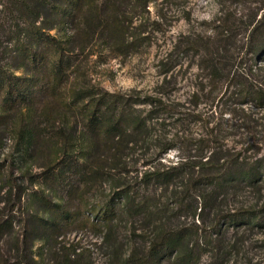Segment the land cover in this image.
Instances as JSON below:
<instances>
[{"label":"trees","instance_id":"obj_1","mask_svg":"<svg viewBox=\"0 0 264 264\" xmlns=\"http://www.w3.org/2000/svg\"><path fill=\"white\" fill-rule=\"evenodd\" d=\"M123 1L0 0V135L10 140L0 162L4 203L31 200L24 240L32 242L72 229L109 240L119 213L135 218L175 208L178 227L160 222L146 245L112 264H201L204 255L212 262L223 257L229 228L253 226L264 215V206L228 205L241 189L264 182V156L248 136L264 129V4L250 17L246 42H231L238 18L223 10L211 20L215 42L173 46L160 60L158 90L141 96L82 79L81 56H126L142 45ZM133 1L145 7L152 0ZM189 55L185 68H196L191 93L183 101L165 98L162 89ZM240 130L247 140L230 146L227 136ZM33 166L41 181L27 191L20 178ZM133 170L136 185L125 179ZM104 182L109 194L90 202ZM149 188L168 192L158 208ZM8 227L11 220L0 221V237ZM69 247L62 264H71L77 248Z\"/></svg>","mask_w":264,"mask_h":264},{"label":"rangeland","instance_id":"obj_2","mask_svg":"<svg viewBox=\"0 0 264 264\" xmlns=\"http://www.w3.org/2000/svg\"><path fill=\"white\" fill-rule=\"evenodd\" d=\"M248 1L243 3L239 0H152L145 7H141V2L125 0L121 4L128 14L127 17L131 19L130 32L144 38L141 39L142 45L137 51L126 56L112 57L105 50L101 53L96 51L86 59L81 56L80 64L85 73L82 79L86 78L87 81L111 92H136L141 96L155 94L164 76L162 72L164 67L160 65V60L178 43L181 46L183 42H192L193 39L200 38L204 39L202 42H215L210 35V24L223 10H228L230 15L236 14V18L239 19H236V23L239 24L234 31L236 37L231 42H246L245 28L250 17L255 8L264 4V0H251L252 3ZM138 5H140L138 8H132ZM184 59L182 68L178 73L176 71L173 73L176 79L162 89L165 98L183 101L191 93L196 68L195 66L185 68L186 63L193 62V56L189 55ZM236 132V135L227 136V142L230 146L238 148L247 137L245 135L239 137L242 130ZM248 136L249 144L257 145L260 148L259 155L264 156V129L253 128ZM9 146L8 137L0 135V162H3L4 154L9 152ZM174 154L170 151L165 158L172 159ZM13 172L18 174L15 170ZM39 172L40 169L33 166L25 173L23 178H20L21 188L27 191L35 188L37 185H31L35 180L41 181ZM138 176L139 174L133 170L125 175V179L136 185ZM258 187L241 189L233 200L229 199L228 205H251L255 208L264 206V182ZM147 193L153 196L152 204L155 203L154 207L158 208L168 192L149 188ZM5 194L6 186L0 187V221L11 220V227H8L0 237V264H29V260H34L30 264H62L64 261L66 263L69 244H74L77 248L74 253H70L71 264H75L73 263L75 260L82 264H112L113 258L117 257V260L121 261L131 249H141L146 245L152 238L154 227L160 222L176 228L183 221L182 217L178 216V210L171 207L169 208L173 210L171 214H169L171 210L165 212L158 209L160 213L149 212L146 216L135 218L130 217L127 212H122L111 224L109 240L90 230L72 229L56 238L32 242L30 238L24 240L28 229V213L33 210L31 200L23 196L21 205L6 206ZM107 194L109 183L98 184L90 197V202L101 203ZM161 207L165 208V205ZM187 221H190V218ZM222 240L220 243L225 249L223 248L220 255L223 257L214 259L218 264L246 262L264 264V215L253 226L242 224L229 228ZM214 260L209 262L208 257L204 255L200 262L216 264Z\"/></svg>","mask_w":264,"mask_h":264}]
</instances>
